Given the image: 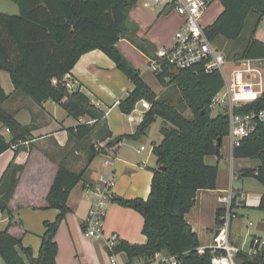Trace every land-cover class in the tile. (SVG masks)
<instances>
[{
  "label": "trees",
  "instance_id": "16d2710c",
  "mask_svg": "<svg viewBox=\"0 0 264 264\" xmlns=\"http://www.w3.org/2000/svg\"><path fill=\"white\" fill-rule=\"evenodd\" d=\"M19 15L0 13V71L6 72L15 92L21 93L35 104L42 106L49 101L60 105L74 120L88 117L94 124H82L68 130L70 139L88 143V157L80 172H73L60 164L49 192L48 208L58 211L53 222L45 223V234L37 257L21 240L10 235L12 212L9 203L20 182L24 165L16 163L17 155L27 149L19 146L16 156L0 180V214H7L10 223L0 231V260L4 264H57L58 244L56 234L70 213L68 201L71 192L87 182L86 170L102 152L91 144L92 135L101 126V141L112 135L105 124V114L96 109L85 94L71 92L64 77L72 73L79 59L93 51H101L109 57L117 69L134 85V90L122 101L120 111L125 115L134 112L137 104L146 100L151 108L144 114L134 135L118 138L106 148H114L124 138L138 141L161 119L163 141L153 148L158 169L154 170L151 193L147 200L111 198L122 207L133 209L144 219V244L121 242L116 253L125 252L130 261L147 260L156 253L177 256V264H211L212 253H197L200 241L186 220L193 208L197 193L215 190L218 167L206 163L208 156L220 155L219 139L229 136V117L224 113L212 116L210 105L224 88L219 72L205 73L200 68L179 71L165 66L156 76L164 88L173 86L179 98L177 106L161 100L141 78V72L118 50L121 39H128L143 52L152 45L138 35L139 28L130 20L131 10L139 0H11ZM223 11L206 34L214 44L220 39L238 41L245 31L251 14L258 17L255 30L241 56L237 59L264 60V43L255 38L258 26L264 20V0H219ZM171 6V5H170ZM0 83V124L10 131V140L0 133V156L19 142L32 141L31 127L22 126L5 108L10 100ZM173 99V97H172ZM264 110V93L255 102L236 109L238 114ZM190 112L191 116H186ZM203 112H205L203 114ZM233 155L238 159H257L260 167L244 171L241 177L255 178L264 186V124L235 147ZM236 202V201H235ZM235 202L233 210L235 209ZM259 210L264 212V196ZM224 211L217 213L219 225ZM85 231V227H84ZM238 264H264V250L258 257L239 252Z\"/></svg>",
  "mask_w": 264,
  "mask_h": 264
},
{
  "label": "crops",
  "instance_id": "0c3cea01",
  "mask_svg": "<svg viewBox=\"0 0 264 264\" xmlns=\"http://www.w3.org/2000/svg\"><path fill=\"white\" fill-rule=\"evenodd\" d=\"M136 6L130 12V20L139 28L138 35L148 40L152 48L148 49V52H143L128 39H121L117 48L136 67L141 58L147 59L148 68L149 60L156 56L162 47L171 45L173 38L168 42L163 41L159 45L163 43L164 45L157 47V40L150 34L151 15L137 12ZM162 6L159 16L167 15L171 10L170 5ZM17 10L18 13L11 12L10 16L19 15L18 7ZM222 11L221 6L214 21ZM0 13L4 14L2 11ZM183 22L184 19L179 17L177 25L179 29ZM209 25L211 24H206ZM263 25L264 20L255 34V38L262 43H264ZM127 79L114 62L101 51H93L82 56L69 74V83L72 85L70 91L93 96L92 102L97 110L105 114L104 121L112 137L101 141L103 137L101 126L92 135L91 144L101 145L104 152L97 156L101 162L96 165V157L86 170L87 182L79 184L70 194L68 201L70 213L60 225L55 237L58 244L57 264H111V258L104 246H106L105 241L114 234L121 241L132 245L144 244L147 241L143 235L142 215L133 209L114 203L111 199L114 197L126 200L148 199L154 170L158 169L153 148L163 141L162 135L156 138L152 125L146 136L140 140L124 138L116 147L106 148L118 138L134 135L146 113L141 105H138V110L130 115L120 111L119 104L134 90L133 83ZM0 83L5 92L11 96L5 105L6 110L12 113L22 126L32 128L30 132L32 141L27 149L16 157V163L24 165L25 170L9 203L13 217L9 233L21 240L23 246L30 248L34 257H37L45 234V223H53L58 217L57 210L48 208L47 198L60 164H65L73 172H79L87 163L88 143L80 144L70 139L68 130L89 124L93 120L88 117L74 120L65 111L67 117H61L63 115H60L62 114L60 112L63 108L52 101L42 106L35 104L21 93L15 92L6 72L0 71ZM105 108L107 110L104 111ZM159 120L161 119L155 124ZM0 133L10 139V135L1 124ZM144 142L152 145L148 153V147ZM15 156L13 148L0 156V180ZM110 159L112 164L105 165ZM206 163L218 167L216 189L201 190L197 193L195 204L186 215V220L198 236L200 245H209L218 229L217 213L222 209L219 197L224 191L232 189L236 202L229 241L241 251L249 252L254 238H264V212L258 209L264 196V186L255 178L241 177V175L244 171L258 169L260 161L235 158L232 142L228 136L222 140L220 155L208 156ZM112 173L114 185L110 189L111 197L108 200L103 222L104 237L92 239L84 233V222L91 208L98 201L100 177L108 178ZM251 218L255 219V224L250 220ZM9 223L10 217L7 214H0V231ZM118 260L121 264L146 262L141 259L130 261L125 252L119 253ZM26 262L28 264V261ZM0 264L4 263L0 260Z\"/></svg>",
  "mask_w": 264,
  "mask_h": 264
},
{
  "label": "built area",
  "instance_id": "2783aa9c",
  "mask_svg": "<svg viewBox=\"0 0 264 264\" xmlns=\"http://www.w3.org/2000/svg\"><path fill=\"white\" fill-rule=\"evenodd\" d=\"M219 0H150L149 7L158 5H173L176 13L184 19L181 28L175 33L173 43L162 47L148 62V71L155 76L163 73L165 66L183 71L200 68L205 73L219 72L224 79V88L218 93L210 105L211 111L222 110L221 113L229 117V138L233 150L239 147L244 138L249 137L257 127L264 124V110L247 114H238L236 109L257 101L264 93V60L238 59L228 60L206 34L203 17L209 7ZM230 66V71L227 70ZM67 88L69 75L64 77ZM224 92V93H223ZM141 105L146 111L151 108L149 102L143 100L135 107L138 110ZM94 124V121L89 123ZM9 134L10 131L6 129ZM31 141L19 142L13 147L29 146ZM101 145L97 147L100 151ZM143 149V148H142ZM111 159L105 165H111ZM98 188V201L91 208L84 222L85 234L92 239H103V222L106 216V208L110 196V189L114 185V174L108 178L100 177ZM236 197L232 189L224 191L219 202L222 204L224 215L220 218V224L213 241L209 245H200L197 253L204 256L207 250L212 253L211 264H238L236 257L241 251L230 244V226L235 218L233 204ZM122 241L117 235H112L105 241L110 254L111 264H119L116 259V247ZM252 249L243 252L250 257H258L264 250V238H254L251 242ZM177 256H168L164 252L156 253L145 264H177Z\"/></svg>",
  "mask_w": 264,
  "mask_h": 264
},
{
  "label": "rangeland",
  "instance_id": "374dc122",
  "mask_svg": "<svg viewBox=\"0 0 264 264\" xmlns=\"http://www.w3.org/2000/svg\"><path fill=\"white\" fill-rule=\"evenodd\" d=\"M149 3H150V0H140L138 5L136 6L137 7L136 9H137V12H141L142 14L147 13V14L151 15L152 23L150 25L151 26L150 34H151V36H153L157 40L156 41L157 47H161L162 45H164V43L162 45H159L160 43H162L163 41L168 42L171 38L174 37L175 33L179 30L177 25H178V19L180 16L174 10L173 5L170 6L171 10L167 15L159 16V14L162 12L163 6L158 5V6H153V8H150L148 6ZM220 10H221L220 2L219 1L214 2L210 6V8L208 9L206 16L203 18L204 25L212 24V22L214 21V19L216 18L217 14ZM0 11L4 12V14H7V15L12 14L11 12L18 13L17 6L15 4H13V2L11 0H1ZM257 19H258V17L254 14H251L249 16V18L247 20L245 31L238 41L230 42V41H226L224 39H220L216 42V44H215L216 47L220 50V52L225 57H227L228 60H235V59H237V57L241 56L243 49L246 47V45L248 44V42L250 41V39L252 37V34L255 30V26L257 24ZM263 29H264V25H263ZM132 65L134 68H136L137 70H139L141 72V78L143 79V81L146 84H148V86L152 90H154L156 92V94H158V96L161 100L170 101L172 104L177 106V99L180 96L179 93H177V90L173 86H168V88H164L162 86V84L160 83V81L158 80V78L153 73H151L150 71L148 72L147 59L141 58L139 60V62L137 63V67L134 64H132ZM227 70L230 71V66H229V68H227ZM85 95H87L91 100H94L93 96L89 95L88 93H86ZM172 97H173V99H172ZM105 110H107V108H105L104 111ZM61 111L62 112H60V113H62V114H60V115H63L61 117H67V115L64 112V109ZM221 112H222V110L216 108L215 111H212L211 115L215 117L216 115H218ZM134 116H136V115H134ZM186 116L190 117L191 113L187 112ZM163 126H164V122L162 120H159L157 124H153L152 131H153L154 135L155 134L157 135L156 138L160 137V135H161L160 134V128H162ZM6 138L8 141L10 140L8 137H6ZM144 144H145V146L148 147V151H147V153H148L149 149L152 145H150L149 142H144ZM100 162H101L100 158L97 157L96 165L99 164ZM250 220H252V222L255 224V219L251 218ZM104 247H106V246H104ZM106 251H108V250L106 249ZM119 253H117V256H116L117 260H118ZM108 254H109V252H108ZM108 256L110 257V254ZM118 262H119V260H118ZM119 264H121V263L119 262Z\"/></svg>",
  "mask_w": 264,
  "mask_h": 264
},
{
  "label": "water",
  "instance_id": "95a60500",
  "mask_svg": "<svg viewBox=\"0 0 264 264\" xmlns=\"http://www.w3.org/2000/svg\"><path fill=\"white\" fill-rule=\"evenodd\" d=\"M205 112H203V114H204ZM218 143H219V146H221L222 145V139H219V141H218ZM220 153V150L217 152V154H219Z\"/></svg>",
  "mask_w": 264,
  "mask_h": 264
}]
</instances>
